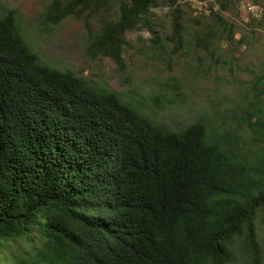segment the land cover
Returning <instances> with one entry per match:
<instances>
[{
	"label": "trees",
	"instance_id": "trees-1",
	"mask_svg": "<svg viewBox=\"0 0 264 264\" xmlns=\"http://www.w3.org/2000/svg\"><path fill=\"white\" fill-rule=\"evenodd\" d=\"M175 1L50 0L39 17L44 27L82 20L88 56L121 66L126 32L155 36L159 5L171 14L173 50L182 46ZM239 1L214 0L213 25L195 31V44L234 40L221 12ZM254 19L264 25H245ZM244 99L173 130L118 91L43 61L14 11L0 10V264H228L236 237L258 263L264 79Z\"/></svg>",
	"mask_w": 264,
	"mask_h": 264
},
{
	"label": "rangeland",
	"instance_id": "rangeland-1",
	"mask_svg": "<svg viewBox=\"0 0 264 264\" xmlns=\"http://www.w3.org/2000/svg\"><path fill=\"white\" fill-rule=\"evenodd\" d=\"M50 0H0V10H12L33 50L40 58L60 69H71L84 75L98 86L119 92L126 100L136 103L143 112L173 130H180L201 114L228 112L242 100L252 84L264 79V25L257 20L245 25L252 16L240 0L235 8L221 14L236 25L234 40L211 42L210 50L195 44L196 30H208L213 19L205 9L214 0H176L181 11L183 44L176 51L168 39L171 14L167 5L151 8L156 35L146 30L125 34L121 51L122 65L109 57L91 58L86 52L84 22L68 17L47 27L40 23V13ZM259 19V18H256ZM91 26L96 23L92 20ZM244 36L245 41L235 40ZM259 261L246 247L241 237L233 241L228 264H264V223L259 212L253 216ZM255 255V256H254Z\"/></svg>",
	"mask_w": 264,
	"mask_h": 264
},
{
	"label": "built area",
	"instance_id": "built-area-1",
	"mask_svg": "<svg viewBox=\"0 0 264 264\" xmlns=\"http://www.w3.org/2000/svg\"><path fill=\"white\" fill-rule=\"evenodd\" d=\"M243 8L246 12H248V14H250L253 18H264V8H262L261 6L254 4L252 2H245L243 4ZM207 10V12L209 11V9L205 8Z\"/></svg>",
	"mask_w": 264,
	"mask_h": 264
}]
</instances>
